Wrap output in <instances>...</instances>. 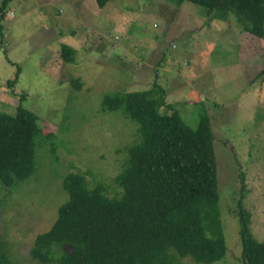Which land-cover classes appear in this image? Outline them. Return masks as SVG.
I'll return each mask as SVG.
<instances>
[{
  "label": "rangeland",
  "instance_id": "374dc122",
  "mask_svg": "<svg viewBox=\"0 0 264 264\" xmlns=\"http://www.w3.org/2000/svg\"><path fill=\"white\" fill-rule=\"evenodd\" d=\"M6 11L4 17L0 11V112L16 114L26 96L23 105L55 134L58 158L50 167V145L42 144L31 177L10 194L0 182L1 248L20 264H41L30 250L67 198L62 180L68 172L91 170L90 187L99 177L108 197L120 193L114 177L137 125L120 109L103 111V97L150 89L156 79L171 106L163 105L161 113L175 108L196 127L200 115L212 110L228 248L213 264H243L234 209L240 169L251 232L264 241V38L242 32L233 15L213 19L187 1L110 0L100 9L96 0H11ZM61 44L77 51L73 63L61 58ZM18 67L19 80L11 86ZM75 78L82 88L71 86ZM178 264L206 263L185 256Z\"/></svg>",
  "mask_w": 264,
  "mask_h": 264
},
{
  "label": "trees",
  "instance_id": "16d2710c",
  "mask_svg": "<svg viewBox=\"0 0 264 264\" xmlns=\"http://www.w3.org/2000/svg\"><path fill=\"white\" fill-rule=\"evenodd\" d=\"M10 1L3 0L2 17ZM109 1L96 0L100 9ZM174 1L178 5L190 2L221 21L233 15L242 32L264 38V0ZM60 50L65 63L75 61L77 51L70 45L61 44ZM20 73L18 67L8 84L14 86ZM70 82L72 87H83L80 78ZM26 98L22 97L16 114L0 112V182L9 194L11 187L35 172L36 152L42 144L50 145L49 165L55 168L58 158L55 134L41 128L37 112L23 105ZM163 105L171 108L165 88L156 79L150 89L103 97V111L120 109L137 125V138L127 147L114 177L121 191L108 197L99 177L90 187L87 177L91 170L66 173L62 189L67 198L49 229L35 236L30 250L34 260L41 264H178V258L191 256L197 262L213 264L224 259L228 248L220 209L212 110L202 113L193 127L175 108L169 114L161 113ZM38 164L45 165L39 158ZM68 166L71 169L74 165ZM237 177L239 197L234 209L240 258L243 264H264V241L253 236L250 213L243 205L246 185L242 169ZM67 247L71 249L67 251ZM0 264L20 262L0 246Z\"/></svg>",
  "mask_w": 264,
  "mask_h": 264
}]
</instances>
